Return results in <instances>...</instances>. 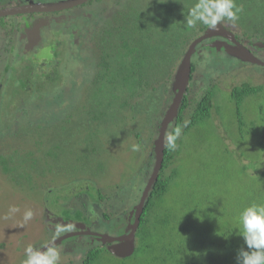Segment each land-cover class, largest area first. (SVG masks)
<instances>
[{
  "label": "trees",
  "instance_id": "trees-1",
  "mask_svg": "<svg viewBox=\"0 0 264 264\" xmlns=\"http://www.w3.org/2000/svg\"><path fill=\"white\" fill-rule=\"evenodd\" d=\"M95 1L97 0L87 1L77 8L81 11ZM125 2L120 10H116L112 17L104 20L93 34L92 47L95 59L92 60L93 67L90 75L78 86L80 92L78 101L81 107L75 110L77 120H72L76 132L71 135L57 136L56 142L50 143L44 139V136L45 138L50 136L49 130L42 133V137L30 138L29 147L23 148L18 154L14 153L13 156L11 154L10 157H6L0 153L1 172L6 173L3 180L7 185L29 184L32 177L36 178V176H30L28 168L30 165L40 163L44 156L49 172L56 173L51 162L58 157L56 150L62 146L60 143L62 137L76 138L77 136L90 142L98 140L95 138L100 131L113 130L118 137L120 134L124 136L123 139L129 146L141 145L144 132L151 131L159 125L157 136L153 139V152L156 157L155 141L165 115L160 108H163L162 105L169 98L167 89L171 88L176 94L175 73L172 75V72L178 67L190 43L202 35L209 26L198 22L195 27L190 28L186 24L185 18L197 0H126ZM235 2L242 10L238 14L239 19L234 23L246 25L250 19L249 26H253L249 32L250 36L263 37L264 29L256 30L254 26L257 24V27L264 28V18L259 19L256 14L253 15V9L249 10L248 6L254 2L264 4V0H235ZM106 11L104 9V12ZM41 19H38L35 25L38 30L41 22L48 21L47 19L41 21ZM2 21L5 22L4 18ZM224 23L222 22L223 26H225ZM229 27L225 26V29L237 28V26ZM39 36L37 32L33 45L29 43L26 50L24 49L31 50V54L28 57L24 56L19 64L25 67L23 71H18L19 68L6 64V71L0 73V80L16 82L15 86H18L19 93H22L24 87H28L29 83L36 78L40 83L43 82L39 73L41 70L48 71L50 74L52 69L55 76L61 74L57 49L59 46L52 41L39 46L38 50L33 49L35 44L37 45ZM208 41L198 44L194 50L191 77L196 67L194 58L201 49L212 51L215 58L225 54L215 47L211 48L207 44ZM80 42L81 37L78 36L77 43L80 44ZM230 55L227 56L237 58ZM237 60L245 63L239 58ZM246 62L252 66L250 69L257 70L256 63ZM251 75L253 77L246 78L241 84L231 89V98L234 100L237 113L236 123L231 126L239 127L236 132L242 135L239 136L240 138L244 139L247 133L252 134L257 131L261 136L260 139L255 138L258 155L255 154L247 162L242 157L248 158V155L243 154L240 157L243 173L250 178L245 180V177L239 176L243 189L233 196L231 182L224 181L225 185L222 183L224 188L221 192L230 193L232 201L217 204L207 192L205 193V188L198 187L200 180L198 175L192 182L193 187H182L181 182L186 180V177L182 176L177 166L182 152V136L193 125L211 115L216 95L215 85L207 87L199 99L191 98L187 89L167 130L171 132L174 127L181 126L182 135L176 141L175 151H170L165 144L164 160L147 198L135 234L134 252L130 256L119 257L107 246L91 243L92 245L85 250L84 254L82 256L80 254V264H236L238 250L245 247L243 237L240 236L239 214L252 203H264V117H261L260 124L257 120L249 122L244 118L246 109H250L245 105L246 99L252 95L263 96L264 83L255 81L254 76L257 75L253 72ZM170 82L172 86L169 88ZM174 96L171 94V98L174 99ZM66 119L63 120L71 121L67 112ZM185 122H187L186 127ZM105 123L108 124L105 125ZM247 126L249 128L244 129ZM39 127L41 128V125ZM130 136H133L134 142L129 141ZM28 140L29 138H26L24 141ZM152 169L145 172L143 169L140 177L133 178L128 185H118L117 191L131 192L134 184L140 181L141 177L143 180L146 179V185ZM37 170H40V167H37ZM11 173L12 178L9 179L12 181L6 179ZM41 173L36 172L37 176ZM89 183L93 184L89 185ZM89 183L87 185L91 187L96 185L100 188L95 187L98 193L90 194L86 186L81 194H90L92 197L90 195L89 197L94 205H103L106 194L101 183L104 185V181L95 176ZM217 190H220V187L217 186L215 191ZM71 196L74 197L75 193L71 192L66 198L70 200ZM213 201L215 203H212ZM124 202L128 204L129 209L135 208L130 200L125 199ZM75 211L74 207H65L58 216L77 220L74 216ZM83 213L84 217L89 218L86 220L82 218V221L88 224L96 223L99 219V215L95 213H89V211ZM106 217L109 218L108 215ZM133 223V220L127 222L131 227ZM26 236L27 234H24V237ZM45 237L49 239L47 230ZM23 261L18 264H23Z\"/></svg>",
  "mask_w": 264,
  "mask_h": 264
},
{
  "label": "rangeland",
  "instance_id": "rangeland-1",
  "mask_svg": "<svg viewBox=\"0 0 264 264\" xmlns=\"http://www.w3.org/2000/svg\"><path fill=\"white\" fill-rule=\"evenodd\" d=\"M19 1L21 0H0V4L13 5ZM125 1L97 0L81 10L87 15H79L63 24L65 25L63 28L67 31L56 38L60 42L57 49L61 74L55 76L52 69H50V74L48 71H41L43 82L40 83L36 80L37 78L34 79L28 87H24L22 93L17 91L16 82L0 80L1 154L6 157H10L11 154L13 156L14 153L18 154L23 148L29 147L30 138L42 137L41 134L49 130L50 136L48 135V138L44 136V139L50 143L56 142L57 136L71 135L76 132V127L72 122L77 120L75 110L81 107L78 101V95H80L78 86L90 75L93 67L92 60L95 59L92 47L93 34L104 20L112 17L116 10H120V7L126 3ZM248 8L253 9L252 14H256L259 19L264 18V4L261 2H254ZM104 9L107 11L104 12ZM5 22L6 25L0 23V73L6 71V64L19 68L18 71H23L25 67L19 64L24 59V55L31 54V50L26 51L27 54L23 53V48L18 46L20 41H13L12 38L15 37L13 35L16 32L11 29L12 25L21 27L24 21L21 17H8ZM224 22L226 27L238 26L236 33L241 38L250 37L249 32L253 27L249 26L250 19L246 25ZM74 26L78 31L75 37H81L80 44L76 43V45L73 35L68 33ZM219 26L228 31L225 26ZM262 27H257V24L254 26L256 30H263ZM212 38L214 41L221 40L220 37L212 36ZM53 39L54 35L50 30H44L43 41H40L33 49L38 50L39 46ZM212 44L216 45L214 42ZM194 61L196 62L194 78L188 84L190 97L199 99L210 85H215L216 95L211 115L193 125L182 136V152L177 166L186 180L182 181L181 185L185 188L193 187L192 182L199 176L198 187L205 188V193L207 192L212 200L217 204L230 203L231 196H235L241 191L240 189H243L239 176L245 177V180L250 179L245 176L246 173H243V163L240 157L243 154L248 155V158L242 157L247 162L255 154L258 155L255 138H261L259 131L252 134L247 133L244 139L240 138L239 136L242 135L236 132L239 127L231 126L237 120L236 105L231 98V89L241 84L246 78L253 77L252 72L258 76V78L254 76L255 81L264 83V67L257 64V70L253 71L250 69L252 66L246 61L244 63L225 54L215 58L212 51L208 49H201L197 52ZM178 68L179 65L173 70L172 75L176 74ZM171 86L170 82L168 87ZM170 90L171 88L167 89L169 98L162 105L163 108H160L164 113L173 100L171 94L175 95V92L173 93L172 90L170 92ZM245 105L250 109L244 106L248 112L247 115L245 111L244 118L249 122L257 120L260 124L261 117H264V95L250 96L246 99ZM66 112L68 118L71 117L70 122L63 120H67ZM157 127L152 129L153 132L152 130L144 132L143 143L138 144L140 146L138 151H132L131 146L123 139L124 136L120 134L118 137L113 130L100 131L95 138L98 140L90 142L77 136L76 138L62 137L60 141L62 146L56 150L58 157L51 162L56 173L49 172L50 169L44 156L41 162L39 159L40 163L30 165L28 168L30 176H36V178L32 177L29 184H16L15 182L16 185H7L3 180L6 173L3 174L0 167V264H18L26 259V248L32 246L34 249H39L45 244L50 239L45 237L47 227H49L48 223L52 220L65 222L61 216H56L51 220L52 212L55 215L59 214L65 207L76 208L75 216L78 220L82 219L84 211L99 215L96 231L100 229L101 232L111 235L120 233L128 222L125 216H128L132 209H129L124 201L125 199L130 200L133 206L137 204L146 179L143 180L141 177L140 181L134 184L131 192L119 193L117 186L128 185L133 178L140 177L143 169L145 172L153 168L155 161L153 139L157 136ZM247 128L249 126L244 127V129ZM130 137L129 141L134 142L133 136ZM26 138H29L27 142L24 141ZM37 167H40V170H37ZM36 172L42 173L37 176ZM95 176L100 177L105 183L104 185L101 183L106 194L103 205H94L89 197L90 194L98 193L95 187H99L89 186L93 184L89 182L94 180ZM9 178H12V173L6 179ZM224 181L225 183L231 182L232 195L221 192L224 188L222 187ZM86 186L89 189V195L81 194ZM217 186L220 190L215 191ZM71 192H74L75 196H71L69 200L66 196H69ZM214 201L212 203H215ZM12 205L19 207L20 211L10 214L8 209ZM27 209L33 211V217L25 222L23 214ZM68 225L75 226L74 223ZM24 234L27 236L24 237ZM58 234L54 232L50 241ZM74 243L77 244L76 249L74 247L70 252H62L65 244L60 243L55 247L60 253L59 263L80 264V254L82 256L85 250L92 245L90 238L86 236L75 239ZM110 243L101 240L99 245L108 247ZM83 246L85 249L80 250Z\"/></svg>",
  "mask_w": 264,
  "mask_h": 264
},
{
  "label": "water",
  "instance_id": "water-1",
  "mask_svg": "<svg viewBox=\"0 0 264 264\" xmlns=\"http://www.w3.org/2000/svg\"><path fill=\"white\" fill-rule=\"evenodd\" d=\"M88 0H64L58 3H35L28 2L18 6H7L4 8H0V17L13 15L18 13H33V12H48L50 10L55 9H64L74 7L78 4H82ZM222 27L219 25L216 28H208L202 35L195 38L189 45L186 50L181 63L179 64V68L175 74L176 80L174 84V89L176 90V94L174 96L173 101L169 105L160 125L159 135L155 141L156 144V157L153 165V169L151 171V175L142 191L140 199L135 206V221L131 227L129 233L122 234L119 236H114L108 233H98L95 231L88 230L89 234H97L100 235L101 240L111 242L108 246V249L119 257H127L130 256L135 250V234L140 224V217L144 211L147 198L150 194V191L158 177L159 171L161 169L164 153H165V133L168 130L169 124L171 120L175 117L177 113V109L186 93L188 84L191 79V71H192V56L196 46L202 42L203 40L215 36L217 34H221L223 36L229 37V39L233 42L232 45H227V52L243 61H251L259 65L264 66V61L255 56L247 47H245L240 41H238L233 35L228 33L225 30H221ZM75 233H69L64 236L58 237L57 239L45 244L39 250H46L47 247H51L61 239H64L67 236H71ZM113 241V242H112Z\"/></svg>",
  "mask_w": 264,
  "mask_h": 264
},
{
  "label": "flooded vegetation",
  "instance_id": "flooded-vegetation-1",
  "mask_svg": "<svg viewBox=\"0 0 264 264\" xmlns=\"http://www.w3.org/2000/svg\"><path fill=\"white\" fill-rule=\"evenodd\" d=\"M62 1H64V0H21V1H19V3L13 4V5H2V4H0V8H4V7H7V6H18V5H22V4L28 3V2H35V3L42 2V3H51V4H53V3H58V2H62ZM89 1L90 0H88V2ZM84 3H82V4H84ZM82 4H78V5H76L74 7H70V8L50 10L48 12L18 13V14H13V15L2 16V17H0V23L2 22L1 23L2 25H6V22L3 23V21H2L3 18H4V21H6V19L8 17H10V18L11 17H13V18L14 17H16V18L21 17L22 18V20L24 22H23V25L21 27H19V26L16 27L15 25H12L11 31L16 32V34L13 35L15 37H13L12 39H13L14 42L20 41L18 43V46H21L23 48V53L27 54L28 51L26 52V51H24V49L26 50V46L29 43H30L29 45H31V46L33 45L32 43L34 42L35 34H37V32H38V34L40 35L39 39L37 40V44H38L40 41H43V32H44V30H47V29H49L50 32L54 35V39H53L54 43L56 45L60 46V42L56 38H58L59 35H61L63 33H66L67 30L65 28H63L65 26L63 24L66 21H68V20L70 21V20L74 19L75 17H77L79 15H85L86 14L85 12L84 13L81 12L80 8H77L79 5H82ZM88 15H90V13ZM38 19H41V21L44 20V19L48 20L46 22H41V26H40L39 30L35 26L37 24ZM221 30H224V29L222 28ZM225 31H227V30H225ZM77 32L78 31L75 28V26L72 27L71 30L68 32L71 35H73L75 44L78 41V37H75ZM227 32L230 33L231 35H233L238 41H240V43H242L245 47H247L255 56H257L258 58H260L261 60L264 61V36L263 37H259V38L254 37V36H250L249 38H246V37L245 38H241L236 33V28L235 29H231V30L228 29ZM214 37H216V38L220 37L221 40L214 41L213 40L214 38L210 37V38H207V39L203 40L200 43H203L204 41L209 40L207 42V44L211 48L215 47L217 50H219L221 52H224L227 55H230L227 52L226 46L227 45H232L233 42L229 39V37L223 36L221 34H217ZM249 40H250L251 43L249 42ZM51 42L52 41H49V43H51ZM213 42L216 43L215 46H213V44H212ZM252 45H254V46H252ZM24 56L28 57L27 55H24ZM41 71H39V73ZM191 80H193V77H191L190 81ZM135 206H136V204H135ZM133 208L130 209L129 214L126 217V219H128V221L129 220L135 221V208L134 209ZM52 214L53 215H51V217H52L51 220L53 218H55L56 216H58V214L55 215L53 212H52ZM74 216H75V214H74ZM75 218H76V216H75ZM82 218H84L86 220L89 217L88 216H86V217L82 216ZM56 221H58V220H52L51 222L48 223L49 227H47V235H49L50 239L52 238V234L54 232H58L59 234L56 235L55 237L53 236L54 237L53 240L57 239L58 237L64 236L66 234H69V233H75V234H73L71 236H67L64 239H61L59 242H57L56 244L51 246V247H57L60 243L65 244L64 249L62 251L63 253L72 251L73 248L77 245L76 243H74V240L79 238V237H82V236L89 237L90 238V242L92 244L95 243V245L96 244L99 245V242L101 241L100 235L89 234L88 232H86L88 230H91L92 232L95 231V232H98V233H104V232H101L100 229L98 231H96L97 230L96 229V225L98 223V220L96 221V223H92V224H88L86 222H83L82 219L81 220H78V219L77 220H75V219H71V220L65 219V222H61V221L56 222ZM69 223H74L75 226H72V225L69 226L68 225ZM130 230H131V226H129L127 224V226H125L124 229L121 230V232H120L121 234L120 233H116L114 236L129 233ZM108 234H110V233H108ZM50 239L48 241H46L45 244L53 241V240L50 241ZM45 244H43L42 246H44ZM42 246L40 248H42ZM67 246H68V248L66 249ZM75 249H76V247H75ZM83 249H85V246H83L80 250H83ZM59 264H61V263H59Z\"/></svg>",
  "mask_w": 264,
  "mask_h": 264
},
{
  "label": "clouds",
  "instance_id": "clouds-1",
  "mask_svg": "<svg viewBox=\"0 0 264 264\" xmlns=\"http://www.w3.org/2000/svg\"><path fill=\"white\" fill-rule=\"evenodd\" d=\"M241 10L235 0H197L185 18L186 24L191 28L199 22L214 29L224 21L236 22ZM184 126H187V122ZM181 135V126H176L171 132L165 133L166 147L170 151L176 150V141ZM139 148V145L131 146L132 151H138ZM8 211L10 214H15L20 209L12 205ZM32 217L33 211L25 210L24 221L27 222ZM239 226L245 247L238 250L236 264H264V203H252L245 207L239 214ZM25 252L26 259L23 264H58L60 259V253L55 247H47L46 250L41 251L29 246Z\"/></svg>",
  "mask_w": 264,
  "mask_h": 264
}]
</instances>
